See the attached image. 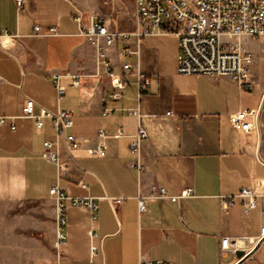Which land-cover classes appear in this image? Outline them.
<instances>
[{"label": "crops", "instance_id": "crops-1", "mask_svg": "<svg viewBox=\"0 0 264 264\" xmlns=\"http://www.w3.org/2000/svg\"><path fill=\"white\" fill-rule=\"evenodd\" d=\"M106 16L78 0H24L21 8L16 0H0L2 31L20 35L8 49L0 48V118H8L0 124V204L56 205L50 190L58 184L67 197L92 198L98 206L93 220L89 208L65 202L66 241L58 249L56 237L52 245L46 238L42 245L36 239H0V264H236V251L249 253L258 243L264 205L258 199V207L245 213L237 198L223 212L218 196L236 195L243 188L264 196V163L258 157V129L237 131L229 117L258 111L264 90L244 91L230 77L179 75L176 36L152 35L139 44L131 36L123 46L137 53L119 60L111 50L114 69L122 75V63H130L150 79V87L138 99L131 74L122 97L111 101L113 83L105 75L96 76L95 51L82 33ZM131 18L132 28H111L135 33L133 13ZM35 26L46 35L34 36ZM50 27L57 33H48ZM56 75L66 90L61 97L53 81ZM75 76L80 87L73 85ZM26 99L35 101L37 112L72 113L69 132L83 148L70 158L61 145L62 158L69 160L67 170L59 173L41 157L43 143L56 139L53 122L45 118L37 129L36 120L20 117ZM137 105L141 120L128 114ZM105 109L110 110L106 116ZM139 125L148 134L141 173L129 167L138 160L130 144ZM99 129L106 135L107 155L102 158L86 152L100 141ZM119 129L121 135L115 138ZM263 136L259 154L264 161ZM153 185L172 196L193 189L195 197L177 203L147 198L146 212L140 213L139 197L148 195ZM54 215L53 235L58 231L56 209ZM222 238L235 240L234 249L222 250ZM93 246L98 248L95 257ZM242 264H264V241Z\"/></svg>", "mask_w": 264, "mask_h": 264}, {"label": "built area", "instance_id": "built-area-1", "mask_svg": "<svg viewBox=\"0 0 264 264\" xmlns=\"http://www.w3.org/2000/svg\"><path fill=\"white\" fill-rule=\"evenodd\" d=\"M21 8L24 0H16ZM133 17L136 31L133 34L115 31L110 26L108 18L93 21L82 33L93 46L95 51L96 76L105 75L113 83V92L108 94L111 101L122 97V91L129 85L128 76L134 74L138 86V99L150 87V79L140 73L130 63H122L123 74L118 75L114 69L111 58V50L115 49L117 58L123 60L137 53L129 46H123L125 42L134 36L139 44L143 38L152 35H174L178 39L179 55L176 73L179 75H205L230 77L240 89L254 91L256 83L251 75V67L255 62V53L246 48L243 39L248 37L253 41L264 44V0H134ZM77 21L79 18L77 17ZM48 33L56 34L54 27L48 28ZM34 36H44L46 32L40 26L34 27ZM12 41H20V35L3 32L0 27V48L8 49ZM59 76L53 79L58 96L66 93L65 87L59 82ZM73 85L81 86L79 76L73 77ZM109 109H105L103 115H108ZM128 114L142 118L140 105L128 111ZM171 113H167L170 115ZM20 117L36 120V128L42 129L45 118L52 119L56 134L54 142L45 141L41 157L54 164L61 173L69 167V160H64L61 153V145L67 150L70 158L73 153L83 148L82 142L71 132L73 128V115L70 111L50 112L41 108L36 110V103L32 99H26L21 108ZM257 110H243L233 113L229 122L237 131H257ZM7 117L0 118V124H5ZM121 135L119 129L115 138ZM148 138L144 126L139 125L138 132L130 144L131 153L138 156V160L129 163V167L141 173L145 167L140 161L143 142ZM100 141L86 152L92 157H105L107 155L103 129L98 131ZM51 197L56 203L57 226L56 248L58 249L66 241L63 229L66 226V218L63 216L66 201L73 206L87 207L91 211L92 219H96L98 206L92 198H70L64 189L58 184L50 190ZM193 189H185L177 195H170L166 188L153 185L149 194L140 195L138 208L140 213L146 212L144 200L157 199L177 203L183 199L194 198ZM241 199L245 213L258 207V199L264 205V196L257 191L243 188L236 195L218 196L220 209L227 212L235 199ZM116 204L120 200L114 201ZM93 236V231L90 232ZM264 238V226L260 227V237ZM236 241L222 238V250H232ZM98 248L91 247V255L95 257ZM58 264V263H55ZM140 264H174L164 261L141 262Z\"/></svg>", "mask_w": 264, "mask_h": 264}, {"label": "rangeland", "instance_id": "rangeland-1", "mask_svg": "<svg viewBox=\"0 0 264 264\" xmlns=\"http://www.w3.org/2000/svg\"><path fill=\"white\" fill-rule=\"evenodd\" d=\"M78 2L85 8L105 11L106 17L110 20V26L115 30L134 27L131 18V13L134 11V0H78ZM243 42L247 49L255 53V62L250 71L256 83L255 90H264V44L248 37H245ZM260 127L264 135V108L260 115ZM55 206L53 202L43 205L27 202L0 204V239H36L38 244L42 245L43 239L46 238L52 245L57 235L56 232L53 235L52 230L53 223L56 222ZM36 224L41 227L33 228Z\"/></svg>", "mask_w": 264, "mask_h": 264}, {"label": "water", "instance_id": "water-1", "mask_svg": "<svg viewBox=\"0 0 264 264\" xmlns=\"http://www.w3.org/2000/svg\"><path fill=\"white\" fill-rule=\"evenodd\" d=\"M263 108H264V95H263L261 105L258 109V117H257V127H258V136H259L258 157L264 163V161L261 159L260 154H259L260 148L262 145V131H261V127H260V115H261ZM263 241H264V238L259 240L257 245L254 247V249L249 253H246V252L241 251V250L236 251L235 254H236V257L238 258V262L236 264H242L247 258H249L253 254V252L261 245V243Z\"/></svg>", "mask_w": 264, "mask_h": 264}, {"label": "bare ground", "instance_id": "bare-ground-1", "mask_svg": "<svg viewBox=\"0 0 264 264\" xmlns=\"http://www.w3.org/2000/svg\"><path fill=\"white\" fill-rule=\"evenodd\" d=\"M9 42L6 40V41H4V44H8Z\"/></svg>", "mask_w": 264, "mask_h": 264}]
</instances>
